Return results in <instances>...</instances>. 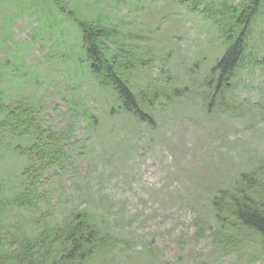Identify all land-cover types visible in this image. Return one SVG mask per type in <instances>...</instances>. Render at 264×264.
Instances as JSON below:
<instances>
[{
	"label": "rangeland",
	"instance_id": "1",
	"mask_svg": "<svg viewBox=\"0 0 264 264\" xmlns=\"http://www.w3.org/2000/svg\"><path fill=\"white\" fill-rule=\"evenodd\" d=\"M58 1L69 10L87 5L91 18L102 16L106 27L111 23L128 43L147 49L141 60L153 61L134 71L133 82L156 89L159 104L148 106L152 123L115 114L114 96L96 85L79 59L77 24L56 0H0L2 108L35 106L55 131L71 126L77 139L67 143L75 149L71 155L86 146L67 175L61 170L58 182L44 184L49 216L85 206L99 215L101 228L120 242L96 264H264V256H248L251 244L226 251L209 240L216 191L231 187L238 173L255 172L264 158V65L236 71L237 88L232 81L222 107L209 108L201 82L225 49L211 21L170 0ZM244 49L246 66L251 53L264 57V7ZM160 66L171 72L160 73ZM163 76L167 82L159 84ZM185 86L188 94L166 98ZM77 106L100 116V123L92 128ZM24 163L7 151L0 179L17 182Z\"/></svg>",
	"mask_w": 264,
	"mask_h": 264
},
{
	"label": "trees",
	"instance_id": "2",
	"mask_svg": "<svg viewBox=\"0 0 264 264\" xmlns=\"http://www.w3.org/2000/svg\"><path fill=\"white\" fill-rule=\"evenodd\" d=\"M56 1L61 7L59 11L71 18L81 33L84 57L79 56V59L88 64V67L84 64L86 74L98 87L114 96L117 106L112 111L152 123L148 106L158 103V92L149 85L139 89L133 82L134 71L146 68L153 61L151 57V60H141L147 49L128 43L127 37L119 34L118 28L111 23L106 27L102 16L91 18L87 5L69 10ZM169 2L185 7L200 20L211 21L217 39L223 40L225 49L221 57L214 61L208 77L201 82L206 88L203 93L210 97L209 108L222 107L224 90L231 88L232 81H235L233 90L238 86L236 71L264 65V57L259 59L254 53H251L249 65L243 63L244 48L264 0ZM158 69L163 74L170 71L164 66ZM161 78L163 80L156 79L159 84L167 82V76ZM252 86L249 81V88ZM190 90V86H185L165 96L169 99L177 93L186 95ZM159 92L165 94L163 90ZM254 104L262 107L259 100ZM29 105L25 102L23 107L18 103L3 109L0 101V160L7 151L25 160L24 166L17 170L20 172L17 182L0 179V264H96L113 253L120 241L111 231L101 228L99 215L86 206L74 207L53 220L49 216L51 205L44 188V184L52 186L59 177L67 175V166L75 165L72 158L82 155L86 146L82 144L71 155L75 149H67V143L73 138L77 140L71 126L55 131L45 118L38 116V109ZM77 108L83 111L82 117L90 121L92 128L100 123V116L88 115L81 106ZM94 138L96 135L92 141ZM260 162L255 172L238 173L229 184L231 187L218 189L217 195L210 200L215 227L209 228L212 230L209 240L214 248L228 251L243 243L251 244L253 250L248 256H264V158ZM61 170L66 171L62 176L59 175ZM47 206L48 209H42ZM25 213L29 217H25ZM256 243L258 248H255Z\"/></svg>",
	"mask_w": 264,
	"mask_h": 264
}]
</instances>
